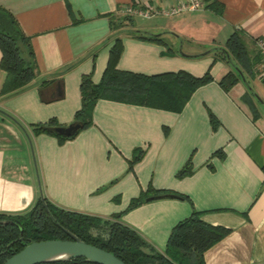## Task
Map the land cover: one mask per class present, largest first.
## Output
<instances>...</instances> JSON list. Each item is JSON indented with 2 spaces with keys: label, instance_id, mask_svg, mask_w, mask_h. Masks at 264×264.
I'll return each instance as SVG.
<instances>
[{
  "label": "crops",
  "instance_id": "crops-1",
  "mask_svg": "<svg viewBox=\"0 0 264 264\" xmlns=\"http://www.w3.org/2000/svg\"><path fill=\"white\" fill-rule=\"evenodd\" d=\"M175 2L0 0L28 37L35 65L27 86L0 93V211H25L41 195L109 217L140 190H174L187 197L147 199L119 219L161 250L173 224L195 208L204 221L228 227L202 254L204 264L264 261V73L258 63L254 74L242 69L244 76L224 90L218 81L232 66L213 50L234 28L264 38V0H202L198 9L161 12ZM126 5L150 15L128 13ZM125 14L123 25L110 24L111 16ZM114 36L122 43L120 69L199 75L209 67L213 79L195 86L178 112L101 97L92 122L73 138L58 143L53 134L33 133L31 123L49 116L72 121L80 76L90 71L100 80ZM247 46L256 53L254 43ZM4 75L0 68V88ZM135 147L144 150L129 167ZM185 161L191 172L176 176Z\"/></svg>",
  "mask_w": 264,
  "mask_h": 264
},
{
  "label": "trees",
  "instance_id": "trees-1",
  "mask_svg": "<svg viewBox=\"0 0 264 264\" xmlns=\"http://www.w3.org/2000/svg\"><path fill=\"white\" fill-rule=\"evenodd\" d=\"M130 15L125 14L120 19L111 16V25H123L122 21ZM140 36L149 39H159L155 34H142ZM248 36L240 29H233L223 44L213 50L220 52L222 57L232 67L219 79L218 84L228 90L229 86L244 76L242 69L249 73H255V66L260 61L258 50L250 55L248 41L254 43L255 38ZM112 45L109 46V56L105 70L100 80L91 79L90 71L80 76V103L73 113L72 121L79 125L69 134H59L51 127L62 125L54 117L49 116L43 122L31 123L33 133L53 134L57 142L73 138L76 132L91 122V112L94 102L104 97L106 99L133 104H145L146 106L170 109L178 112L182 109L186 100L194 92L195 86L212 80L209 67L203 73L192 74L183 68L174 71L146 74L133 72L130 69H120L116 61L121 53V39L114 36ZM0 68L5 71L0 93L15 92L29 84L34 76L35 65L31 55V45L28 37L17 24V20L8 9L0 5ZM253 69H251V66ZM211 127L216 128L217 119L210 111ZM67 123V124H69ZM65 124V125H67ZM144 148L135 147L132 150L128 166L141 158ZM189 162H184L176 173L183 176L191 172ZM150 187L140 190L138 195L132 196L124 209L112 213L109 217H102L81 210H72L60 207L39 196L34 204L19 213H4L0 211V262L22 248L28 240L47 238L64 239L69 233L82 238L84 241L96 244L105 250H109L126 264H204L202 254L214 241L226 235L228 227L221 224L209 223L201 219V212L192 208L186 216L177 220L167 234L164 250L153 248L148 240L141 237L134 227L121 222L120 215L126 210L135 207L147 200ZM154 194L170 193L171 196L185 198L187 195L177 191L157 189ZM94 230L92 231V229ZM36 264H99L81 256L69 257L66 260H54ZM251 264H264V261H254Z\"/></svg>",
  "mask_w": 264,
  "mask_h": 264
},
{
  "label": "water",
  "instance_id": "water-1",
  "mask_svg": "<svg viewBox=\"0 0 264 264\" xmlns=\"http://www.w3.org/2000/svg\"><path fill=\"white\" fill-rule=\"evenodd\" d=\"M76 123L62 124L51 127L53 131L59 134L69 135L76 126ZM158 196L167 197L171 196L170 193H158L156 195H146L147 199L156 198ZM89 260L96 261L99 264H126L122 259L117 257L114 253L105 250L84 241L82 238L69 233V237L60 238H47L39 240H28L27 243L14 253L1 261L0 264H36L43 262H51L54 260H66L69 257L81 256Z\"/></svg>",
  "mask_w": 264,
  "mask_h": 264
},
{
  "label": "built area",
  "instance_id": "built-area-1",
  "mask_svg": "<svg viewBox=\"0 0 264 264\" xmlns=\"http://www.w3.org/2000/svg\"><path fill=\"white\" fill-rule=\"evenodd\" d=\"M202 0H177L174 4L169 5L168 7H164L161 9L162 13L174 14L178 11L183 10H191L198 9L201 5ZM125 11L128 13L141 14L143 16L150 15V10L148 8H141L140 6L134 7L126 5ZM255 46H257L259 59L257 67L260 69L262 73H264V38L259 36L254 40Z\"/></svg>",
  "mask_w": 264,
  "mask_h": 264
},
{
  "label": "rangeland",
  "instance_id": "rangeland-1",
  "mask_svg": "<svg viewBox=\"0 0 264 264\" xmlns=\"http://www.w3.org/2000/svg\"><path fill=\"white\" fill-rule=\"evenodd\" d=\"M138 20H140V21H143V20H147V19H141V18H138V17H135L134 18V21L137 23L138 22ZM132 31H134V30H132ZM135 32V31H134ZM94 230V228L92 229V231Z\"/></svg>",
  "mask_w": 264,
  "mask_h": 264
}]
</instances>
